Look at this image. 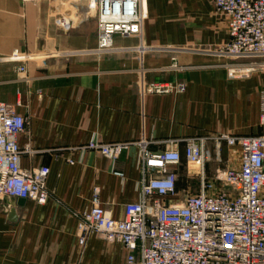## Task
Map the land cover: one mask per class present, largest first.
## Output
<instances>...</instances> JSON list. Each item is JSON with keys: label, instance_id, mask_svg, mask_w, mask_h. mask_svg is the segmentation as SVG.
I'll use <instances>...</instances> for the list:
<instances>
[{"label": "crops", "instance_id": "crops-1", "mask_svg": "<svg viewBox=\"0 0 264 264\" xmlns=\"http://www.w3.org/2000/svg\"><path fill=\"white\" fill-rule=\"evenodd\" d=\"M145 1L141 43L149 50L140 56L134 36H115L113 52L90 51L97 39L88 0H0V101L26 119L17 142L34 153H22L20 166L49 168L44 204L0 197V264H125L129 252L118 243L92 235L79 246L77 226L95 189L115 219L138 200L139 142L151 153L171 143L179 151L176 194L162 199L173 204L199 189L198 169L184 159L185 140L262 132L264 71L228 76L230 60L212 52L228 40L212 1ZM16 49L29 58L7 60ZM172 57L182 70L167 69ZM173 81L185 82V91L141 96V82ZM91 138L127 146L114 161L90 150L80 158L73 148ZM237 152L223 146V162L207 163L205 176L237 165Z\"/></svg>", "mask_w": 264, "mask_h": 264}, {"label": "built area", "instance_id": "built-area-1", "mask_svg": "<svg viewBox=\"0 0 264 264\" xmlns=\"http://www.w3.org/2000/svg\"><path fill=\"white\" fill-rule=\"evenodd\" d=\"M215 13L225 18L228 40L213 53L232 62L226 65L230 77H247L264 70V63L239 62L264 58V0H211ZM96 14V54L113 52L115 36L138 38L139 55L149 50L141 43L143 22L147 15L145 0H88ZM67 18L65 25L70 26ZM29 58L17 49L7 60ZM169 70H182L175 57ZM25 73L23 65L17 66ZM183 81L139 84L144 94H181ZM260 124L257 136L215 133L185 140L184 159L197 167L199 189L181 201L167 204L162 199L176 194L175 167L181 155L169 144L159 153H151L139 142L141 178L136 202L123 205V216L112 217L98 201V190L87 210L79 214V246L95 235L128 250L125 264H264V89L259 91ZM26 119L16 112L15 104L0 101V197L29 199L44 204L47 166L25 169L20 166L22 153L33 154L26 144L18 145ZM208 143L211 147H208ZM127 143H102L91 138L73 148L81 158L85 150L116 160ZM223 146L238 150V164L222 167L205 176L204 166L223 162ZM69 163H73L68 159ZM117 175H122L116 172ZM138 254V260L135 254Z\"/></svg>", "mask_w": 264, "mask_h": 264}, {"label": "rangeland", "instance_id": "rangeland-1", "mask_svg": "<svg viewBox=\"0 0 264 264\" xmlns=\"http://www.w3.org/2000/svg\"><path fill=\"white\" fill-rule=\"evenodd\" d=\"M232 62H236V61H230L228 64H230V63H232ZM239 62H244V63H249V62H250V63H251V62H252V63H253V62L255 63V62H257V63H260V64H261V63H264V58H257V59L246 60V61H245V60H243V61H242V60H239ZM259 71H264V70H259Z\"/></svg>", "mask_w": 264, "mask_h": 264}, {"label": "water", "instance_id": "water-1", "mask_svg": "<svg viewBox=\"0 0 264 264\" xmlns=\"http://www.w3.org/2000/svg\"><path fill=\"white\" fill-rule=\"evenodd\" d=\"M23 199H20V202H22Z\"/></svg>", "mask_w": 264, "mask_h": 264}]
</instances>
